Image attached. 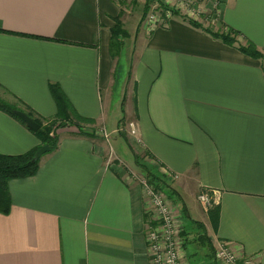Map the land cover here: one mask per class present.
Segmentation results:
<instances>
[{"label":"crops","instance_id":"obj_1","mask_svg":"<svg viewBox=\"0 0 264 264\" xmlns=\"http://www.w3.org/2000/svg\"><path fill=\"white\" fill-rule=\"evenodd\" d=\"M120 1L0 0V96L52 119L58 108L50 86L58 85L73 110L95 122L84 128L97 134L59 130L58 149L40 160L37 175L10 183L11 211L0 213V264H152L146 237L160 221L130 165L116 154L109 159L100 135L118 86L121 57L111 30L121 21ZM205 1L189 5H198L201 17L184 14L204 29L217 22L215 31L238 32L237 44L187 17L151 32L145 20L128 30L132 61L123 69L125 118L117 131L136 125L140 143L128 140L135 166L145 157L154 174L168 178L169 193L183 199L175 203L163 192L180 215L185 264H219L220 244L239 261L264 264V65L238 48L249 42L264 54V0H220L218 7ZM38 146L30 129L0 110V154ZM201 193L211 195V210L219 208L216 226L211 210L201 205L204 212L192 215L183 197L198 202Z\"/></svg>","mask_w":264,"mask_h":264},{"label":"trees","instance_id":"obj_2","mask_svg":"<svg viewBox=\"0 0 264 264\" xmlns=\"http://www.w3.org/2000/svg\"><path fill=\"white\" fill-rule=\"evenodd\" d=\"M154 5H157L158 8L162 11L169 9L161 0H146L144 15L142 19L143 21L146 20V16ZM173 15L183 18L187 17L185 15H182L177 10L173 11ZM186 19L187 22H189V24H191L193 27L205 30V32L210 34L215 39L221 40L226 45L235 46L237 44V37L239 36L238 32H222L220 30L215 31L213 28L204 29L202 25L198 22L188 19V17ZM111 32V46L113 51H116L117 48H121L123 40H121V38H125L127 36L126 32L122 28L120 18L116 20V25L112 28ZM238 48L245 55L253 59L262 61L264 65V54L261 53L252 43L248 42L246 45H239ZM1 89L2 87L0 85V90ZM50 90L58 108V113L54 118L41 119L36 117L32 111L25 112L30 117L35 119V121L40 125V129L36 132L28 128V126L16 115L17 111L24 112L23 109L17 104L10 103L0 96V110L22 123L28 129H30L40 141V146L25 154L13 156L0 154V213L3 215H8L11 211L12 200L9 190L10 183L14 180H22L37 175L40 168V160L35 159V154L42 146H49L51 149L50 153L55 152L58 149L61 138L59 130L67 127H75L79 131V135L89 138L97 137V134L94 130H86L84 128L85 125H92L95 122L91 119H86L79 116L73 110L71 103L69 102L68 98L66 97L60 86L55 84L51 85ZM121 124L122 121L119 125ZM123 137L126 138L125 135H123ZM125 140L127 141V139ZM136 165L143 172L144 176L147 179V182L150 185L154 186L156 190H160L163 192H165L166 190H168V192L171 191L169 190L171 187L169 185L168 178L162 176L160 177L154 174L150 170V166H148V164H146L143 159H136ZM210 214L211 218L214 220V226H216V221L219 218V208L212 209L210 211ZM194 223L205 231V228L201 223ZM202 237L207 239L205 232L202 234Z\"/></svg>","mask_w":264,"mask_h":264},{"label":"built area","instance_id":"obj_3","mask_svg":"<svg viewBox=\"0 0 264 264\" xmlns=\"http://www.w3.org/2000/svg\"><path fill=\"white\" fill-rule=\"evenodd\" d=\"M196 1L198 0H172L171 2L167 0L168 3H175L174 6L177 8L176 10H181L179 12L182 15L187 16L184 14V12H188L197 18V16H200L201 13L199 6L197 5L195 8L193 7V10L189 8V5ZM173 18L174 15L171 9L162 11L157 5H154L144 24L151 32L158 26H166L167 22ZM102 134L107 138L105 132H102ZM129 134L138 143H140L137 127L134 123H130L129 125ZM140 183L142 184L144 194L148 201L150 212L155 214L160 221L157 227L151 228V230H149L146 237L150 255L152 256V264H185L181 255L183 248L181 237L182 226L178 211L173 208L172 203L168 200L163 191L156 190L154 186L147 182V180H142ZM198 201L206 212L210 211L214 206V201L209 194L201 193L198 196ZM216 259L219 264L258 263L255 262L256 260L253 261L249 259L239 261L230 247H228L226 244L219 245L216 251Z\"/></svg>","mask_w":264,"mask_h":264},{"label":"rangeland","instance_id":"obj_4","mask_svg":"<svg viewBox=\"0 0 264 264\" xmlns=\"http://www.w3.org/2000/svg\"><path fill=\"white\" fill-rule=\"evenodd\" d=\"M168 1L171 2L172 0H168ZM210 1L211 0H206L203 3L207 4V3H210ZM215 3L218 7L220 0H214V4ZM145 4H146V0H124V1H120V7L123 11V14L121 16L122 28L127 34V36L125 38H123V40L125 41V45L127 44V46H126L127 48H125V47L121 48V49L117 48V50H116L118 52L120 50L119 56L121 57L120 69H119V72L117 75L118 86L115 90V94H114L112 105H111V110H109V112H108L109 122L107 125V131L100 130L101 137H103L105 140V143H107V147H108L107 149L109 151V157L112 156V158H109V159L113 160L114 158H116L115 157V154H116L122 162L130 165V169H129V167H125L126 170H129L127 172H131V174L135 178V180L139 181V182H141L142 180H147V179L145 176H142L143 172H141V169H138L135 166L134 155L132 153L131 147L129 146L130 142L128 143V140L132 139L131 135L128 133V125L126 127V123H124L122 128L120 127L121 129L118 131H117V126L125 118V112L123 110V108H124L123 98H124L125 93H124V90L122 88L123 84L120 85L121 79L123 78V69H124V67L128 66L127 69L129 70V63L132 61L131 60L132 53L131 52L128 53V49H130L132 47L131 46L132 44L130 43V41H128V40H130L131 35L127 31L129 30V31L135 33V31L138 29V27L141 26L140 22H142V16L144 15ZM214 4H213V9H214L213 11L215 12L216 10H215ZM152 9H153V6H152ZM203 15H204V17H203L204 20H206L207 19L206 14H203ZM147 17H148V15L146 16L145 19H147ZM200 17H201V14H200ZM217 25H218L217 22H215L214 25L211 24V27H213L215 29L216 27H219V25L218 26ZM127 37H129V38L126 39ZM129 125H130V123H129ZM102 132L106 133L107 138L104 137ZM119 132H121L123 134H121ZM123 135H125L126 138H124ZM125 139H127V141ZM134 144H136V142H134ZM144 158L145 157L141 158V160L143 159V161H144ZM148 162L149 161H147L146 163H148ZM148 166H149V164H148ZM168 194H170V193L168 192ZM170 197L173 199V201L175 203H176V201H175L176 198H177V200H179L181 202V199H179V197L175 193H171ZM183 197L185 198V200L187 202V206L189 207L190 210L191 209L196 210L200 214L202 212H204L199 201L196 202V200H195L196 197L192 198L191 195L187 196L184 194H183ZM174 202H172V203L175 205ZM181 203H183V199H182ZM192 210L190 211L191 214H192ZM184 219L187 222L190 220L187 217V215H186V218H184ZM205 246H206L205 250H207V244ZM188 249L191 250L192 254H193V252H195V250L192 248L191 243L188 244ZM194 257H192L193 262L198 263L200 259L194 258ZM209 261H211V258L209 259Z\"/></svg>","mask_w":264,"mask_h":264},{"label":"water","instance_id":"obj_5","mask_svg":"<svg viewBox=\"0 0 264 264\" xmlns=\"http://www.w3.org/2000/svg\"><path fill=\"white\" fill-rule=\"evenodd\" d=\"M16 115L30 128L32 131L36 132L40 129V125L30 117L27 113L22 111H17ZM51 149L49 146H42L35 154L36 160H41L45 155L50 153Z\"/></svg>","mask_w":264,"mask_h":264}]
</instances>
